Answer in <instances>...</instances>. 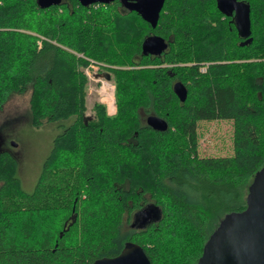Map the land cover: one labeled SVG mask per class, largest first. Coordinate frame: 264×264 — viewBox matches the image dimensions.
Here are the masks:
<instances>
[{
  "label": "trees",
  "instance_id": "1",
  "mask_svg": "<svg viewBox=\"0 0 264 264\" xmlns=\"http://www.w3.org/2000/svg\"><path fill=\"white\" fill-rule=\"evenodd\" d=\"M243 1L251 41L240 45L215 0H164L154 27L117 0H0V109L28 89L30 125L59 129L31 189L0 148V264H89L128 242L150 264L196 263L264 164V0ZM151 36L160 50H143ZM88 63L113 81L114 112L95 101L85 114ZM216 120L230 121L232 153L200 155V122ZM147 206L156 217L139 224Z\"/></svg>",
  "mask_w": 264,
  "mask_h": 264
},
{
  "label": "water",
  "instance_id": "2",
  "mask_svg": "<svg viewBox=\"0 0 264 264\" xmlns=\"http://www.w3.org/2000/svg\"><path fill=\"white\" fill-rule=\"evenodd\" d=\"M61 0H36L40 8L57 5ZM80 5L108 4L114 0H77ZM129 11H135L152 27L156 25L164 0H119ZM219 12L232 15L235 29L243 38L240 45L251 41L249 4L243 0H215ZM144 51L160 50L163 40L158 36L146 38L141 45ZM106 79L109 74L103 73ZM173 92L180 101L186 97V88L176 81ZM146 124L155 130H165L167 122L155 114L145 117ZM89 264H150L143 248L128 242L115 256H103ZM195 264H264V164L255 171L248 185L245 207L229 211L222 216L205 240Z\"/></svg>",
  "mask_w": 264,
  "mask_h": 264
},
{
  "label": "rangeland",
  "instance_id": "3",
  "mask_svg": "<svg viewBox=\"0 0 264 264\" xmlns=\"http://www.w3.org/2000/svg\"><path fill=\"white\" fill-rule=\"evenodd\" d=\"M87 74L86 111L92 115L93 103L101 102L103 73L94 64L84 68ZM106 79V78H105ZM113 86V81L107 79ZM29 90L12 94L0 109V133H6L8 141L4 146L19 158L18 176L25 189H31L39 170V163L52 143L53 134L58 128L41 126L34 128L29 123ZM105 105V104H104ZM106 108V106H105ZM107 111V110H106ZM198 152L200 155H228L231 149V124L227 120L203 121L199 125Z\"/></svg>",
  "mask_w": 264,
  "mask_h": 264
},
{
  "label": "flooded vegetation",
  "instance_id": "4",
  "mask_svg": "<svg viewBox=\"0 0 264 264\" xmlns=\"http://www.w3.org/2000/svg\"><path fill=\"white\" fill-rule=\"evenodd\" d=\"M115 1V0H114ZM119 3L120 1L117 0ZM164 4V2H163ZM120 5L124 8V9H127L125 8V6H123L121 3ZM163 7V5H162ZM162 9V8H161ZM129 11V10H127ZM161 11V10H160ZM131 12V11H130ZM135 12V11H133ZM136 13V12H135ZM222 13V12H221ZM224 16H228V15H225ZM229 16H232V15H229ZM141 18V17H140ZM142 19V18H141ZM232 19H233V16H232ZM143 20V19H142ZM233 22H234V19H233ZM149 24V23H148ZM6 133H0V148L2 149H8V148H5V144L7 142H10V144H13L14 146H16V142H14L13 140L11 141H8L6 136L8 137V135ZM156 217V211L152 208H149L148 206L146 208H143L142 210L138 211L135 215H134V219L139 222V224H144L145 222H148L149 220H153L155 219Z\"/></svg>",
  "mask_w": 264,
  "mask_h": 264
},
{
  "label": "built area",
  "instance_id": "5",
  "mask_svg": "<svg viewBox=\"0 0 264 264\" xmlns=\"http://www.w3.org/2000/svg\"><path fill=\"white\" fill-rule=\"evenodd\" d=\"M201 71L205 70V67L202 66L200 68ZM103 83H101V87H102V100L106 106V110L108 113H112L115 110V106H114V86H112L111 84H109L110 82L108 80L103 79L102 80Z\"/></svg>",
  "mask_w": 264,
  "mask_h": 264
},
{
  "label": "bare ground",
  "instance_id": "6",
  "mask_svg": "<svg viewBox=\"0 0 264 264\" xmlns=\"http://www.w3.org/2000/svg\"><path fill=\"white\" fill-rule=\"evenodd\" d=\"M109 78H110V76H109ZM105 79V78H104ZM105 80H107V79H105Z\"/></svg>",
  "mask_w": 264,
  "mask_h": 264
}]
</instances>
